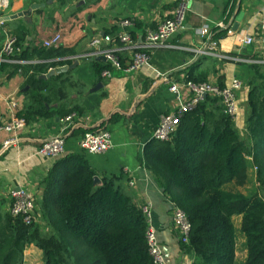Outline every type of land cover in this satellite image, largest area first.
Here are the masks:
<instances>
[{
    "label": "crops",
    "instance_id": "crops-1",
    "mask_svg": "<svg viewBox=\"0 0 264 264\" xmlns=\"http://www.w3.org/2000/svg\"><path fill=\"white\" fill-rule=\"evenodd\" d=\"M178 0H11L10 6L0 11V49L6 35H25L24 47L43 45L44 40L56 33H61L59 46L66 49V54L54 58L34 57L24 66L49 65L47 75L52 69L67 68L54 74H64L52 83L53 101L49 108L58 109L61 105L68 108L80 107L79 121L67 132L65 153L80 152L79 140L82 130L98 126L105 122L112 134L113 147L103 154H86L91 166L96 170L100 181L102 175H120L125 173L124 186L128 188L137 204L143 207L151 204L150 222L156 229L158 239L166 250L170 264H191L195 256L181 247L179 232L172 220V201L164 192L156 176L145 160V149L153 140V132L160 121V116L177 108L180 98L187 96L182 90L175 94L163 79H156L146 70L125 71L115 69L109 78L101 79L96 74L94 62L76 55L91 53V42L96 37H103L107 29L124 18L136 20L132 30L137 34L136 41H142L143 31L155 29L166 18L173 17L179 5ZM185 28L177 32L170 40V47L159 48L151 55V64L161 71H172L174 80H181L185 73L192 72L196 77L206 76L209 81L228 83L238 76L247 80L238 97L241 104L240 116L235 122L238 130L244 133L246 128V103L248 100L249 68L241 60L264 57V48L256 39L251 45L244 42L246 36L257 38L260 22L264 16V0H187ZM45 2L43 8L34 10L31 16L4 20V16L19 13L32 3ZM182 0H180V3ZM244 12L237 30H233L235 18ZM219 22L224 25L217 26ZM208 23L218 38L219 50L229 58L206 56L195 52L206 36L200 28ZM112 43L103 42L102 46ZM130 55L129 52L125 53ZM128 56V57H129ZM69 58V59H68ZM131 59V58H130ZM107 61V60H102ZM21 72L12 77L0 71V124L12 118L9 102L18 103L17 113L24 108L29 85L27 75ZM31 70L29 74H32ZM101 82L102 86L96 87ZM64 87L67 96L61 97L57 91ZM97 88V89H95ZM54 118L40 119L29 124L21 134L18 148H5L0 143V207L9 209V192L14 187H24L35 197L41 196L40 182L45 178L57 158H45L36 154L37 148L46 139L58 133V122ZM3 134L0 135V140ZM248 162V180L243 186L235 182L223 185L226 190L251 195L258 192L256 171L253 157H246ZM134 184H131V182ZM251 188L254 190L251 192ZM236 229L235 264H245L248 256L247 239L242 230V215H234ZM239 233V239L237 234ZM240 248L244 247V256L239 258ZM42 261L38 262L39 256ZM43 252L35 244H30L24 253V264H43Z\"/></svg>",
    "mask_w": 264,
    "mask_h": 264
},
{
    "label": "trees",
    "instance_id": "trees-1",
    "mask_svg": "<svg viewBox=\"0 0 264 264\" xmlns=\"http://www.w3.org/2000/svg\"><path fill=\"white\" fill-rule=\"evenodd\" d=\"M178 4L180 0L175 7ZM129 19L133 26L137 25L135 19ZM133 26L129 27L130 32L137 40ZM120 31L117 23L106 34L120 44ZM222 34L218 32L213 38L218 41ZM16 37L14 58H54L67 52L63 47L48 48L44 44L24 47L25 35ZM128 56L120 54L122 68L131 64ZM93 62L100 79L104 78L105 70H114L109 61L94 58ZM50 64L0 65V71L8 77L20 70L28 77L26 84L30 87L25 105L17 113L28 124L82 112L78 106L48 107L53 101L52 83L65 75L40 78L48 72ZM244 64L249 68L244 133L225 113L221 99L207 95L194 109L182 114L171 139H153L145 149L150 170L190 221V241L182 242L181 247L194 254L195 264H235L237 240L233 216L237 214L242 215V231L247 239L245 264H264V64ZM31 70L33 73L29 74ZM183 78L209 81L191 71ZM214 83L225 85L221 79ZM57 92L62 98L67 96L64 87ZM105 124L103 121L82 132L108 130ZM86 154L82 150L65 153L50 168L40 182L41 196L36 197L40 212L37 222L27 224L23 216L0 207V264H24V253L30 244L42 250L43 264H154L146 237L148 218L124 186L125 173L102 175L101 181L95 182L97 172ZM248 155L257 166L258 192L247 195L224 189L227 182L240 186L247 183Z\"/></svg>",
    "mask_w": 264,
    "mask_h": 264
},
{
    "label": "built area",
    "instance_id": "built-area-1",
    "mask_svg": "<svg viewBox=\"0 0 264 264\" xmlns=\"http://www.w3.org/2000/svg\"><path fill=\"white\" fill-rule=\"evenodd\" d=\"M11 0H0V11L10 6ZM187 0H182L173 17L166 18L159 23L157 28L148 29L143 33L142 41H136L130 32L133 22L129 18H124L119 22L121 31L119 33L120 44L114 42L111 35H104L103 37H96L91 44L94 51L82 55H76L74 59L83 57L86 60L92 61L94 58L104 56L115 69H122L125 71L146 70L156 79H163L170 85V90L175 94H180L181 89L187 91L185 98H180L177 108L167 111L160 116V121L153 132V138L161 141L171 139L173 133L176 131L179 119L186 111L194 109L199 102H201L207 95L217 96L221 99L224 106V111L232 117L234 122H237L240 116L241 104L238 94L243 88V81L238 76L226 83L223 87L212 81L195 82L192 80H174L172 71H161L151 64L152 53L159 49L170 47L169 40L180 30L185 28V15L187 11ZM224 25L219 22L217 26ZM208 23H204L200 28L201 35H205L204 42L197 48H192L197 53L206 56H217L220 58H229L219 50V42L213 38V32ZM258 40L264 48V16L259 25L257 38L254 36H246L244 42L251 45ZM17 37L13 34H7L0 49V65L4 62L13 64L28 63L26 59L14 58L16 52ZM103 42L112 43L110 46H102ZM61 43V34L56 33L51 38L44 40V46L51 48L59 46ZM129 52L132 62L126 67L122 68L120 64V54ZM260 59L241 60L240 58H232L237 61L245 63H261L264 64V57ZM69 59V58H68ZM105 78L111 76V71L105 70L103 72ZM12 118L0 124V135L3 134L0 143L5 148H18L21 145V134L29 125L26 118L18 117V103L15 101L9 102ZM80 115L76 112L59 116L58 133L49 137L41 144L36 154L45 158H57L62 156L67 146V132L72 128L76 121H79ZM79 145L82 151L87 154H103L113 147L112 134L109 130H88L79 140ZM254 170L257 172V166L253 164ZM131 184H134L132 181ZM11 203L9 205L10 212L15 215H21L27 224H32L39 220L40 212L35 195L29 192L26 188L14 187L9 192ZM143 211L148 218V228L146 232L149 252L153 257L154 264H170L166 255L164 246L160 243L156 229L150 222L151 204H145ZM172 220L177 228L180 239L184 243H189V234L191 229L190 221L186 213L180 209L172 201ZM191 264H195L192 262Z\"/></svg>",
    "mask_w": 264,
    "mask_h": 264
},
{
    "label": "water",
    "instance_id": "water-1",
    "mask_svg": "<svg viewBox=\"0 0 264 264\" xmlns=\"http://www.w3.org/2000/svg\"><path fill=\"white\" fill-rule=\"evenodd\" d=\"M50 1L51 0H49V2ZM46 5H47V3H45V2L32 3L28 9L23 10V11H21L19 13H16V14L4 16L3 19L4 20H10V19L18 18V17L31 16L34 10L43 8ZM243 16H244V12L243 11H240L238 13V15L236 16V18H235L234 24L232 25L233 30H237L238 29V27L240 26V22L243 19ZM97 59H99V60H106V58L104 56L97 57ZM65 70H67V68H65V67L64 68H60V69H52V70H50V72L47 75L45 74V75H42L41 77L42 78H47V77H50V76H52L54 74L60 73V72L65 71ZM100 86H102V83L101 82H99L96 87H100ZM95 89H97V88H95ZM94 180H95V182H100L99 176L96 175L94 177Z\"/></svg>",
    "mask_w": 264,
    "mask_h": 264
},
{
    "label": "rangeland",
    "instance_id": "rangeland-1",
    "mask_svg": "<svg viewBox=\"0 0 264 264\" xmlns=\"http://www.w3.org/2000/svg\"><path fill=\"white\" fill-rule=\"evenodd\" d=\"M61 34V33H60ZM61 42H62V35H61ZM61 44V43H60ZM243 81V86L246 84V82H247V80L245 81V80H242ZM257 174V173H256ZM251 192H253L254 190L251 188ZM39 222H41V225H43V229L44 230H48V228L45 226V224L42 222V221H39ZM242 231V230H241ZM239 235V233L237 234V238L239 239L240 237L238 236ZM244 248V247H243ZM242 247L240 248V241H238V254H239V258L240 259H242L243 258V256H244V250H242L243 249ZM42 261V256L40 255L39 256V259H38V262H41Z\"/></svg>",
    "mask_w": 264,
    "mask_h": 264
}]
</instances>
